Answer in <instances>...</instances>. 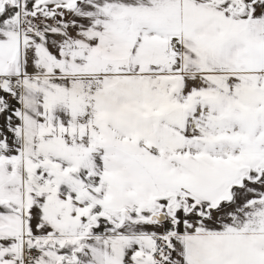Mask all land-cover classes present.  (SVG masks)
I'll return each instance as SVG.
<instances>
[{
	"label": "snow or ice",
	"instance_id": "snow-or-ice-1",
	"mask_svg": "<svg viewBox=\"0 0 264 264\" xmlns=\"http://www.w3.org/2000/svg\"><path fill=\"white\" fill-rule=\"evenodd\" d=\"M0 264H264V0H0Z\"/></svg>",
	"mask_w": 264,
	"mask_h": 264
}]
</instances>
